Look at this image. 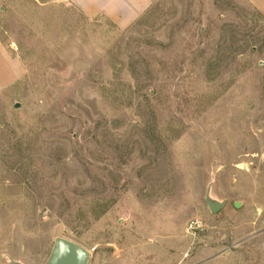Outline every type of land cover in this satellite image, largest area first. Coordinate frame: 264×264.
Instances as JSON below:
<instances>
[{
	"label": "rangeland",
	"instance_id": "obj_1",
	"mask_svg": "<svg viewBox=\"0 0 264 264\" xmlns=\"http://www.w3.org/2000/svg\"><path fill=\"white\" fill-rule=\"evenodd\" d=\"M58 238L88 264H264L250 0H150L123 28L0 0V264H47Z\"/></svg>",
	"mask_w": 264,
	"mask_h": 264
},
{
	"label": "crops",
	"instance_id": "obj_2",
	"mask_svg": "<svg viewBox=\"0 0 264 264\" xmlns=\"http://www.w3.org/2000/svg\"><path fill=\"white\" fill-rule=\"evenodd\" d=\"M90 18L105 17L123 28L137 20L150 6V0H76ZM264 16V0H250Z\"/></svg>",
	"mask_w": 264,
	"mask_h": 264
},
{
	"label": "water",
	"instance_id": "obj_3",
	"mask_svg": "<svg viewBox=\"0 0 264 264\" xmlns=\"http://www.w3.org/2000/svg\"><path fill=\"white\" fill-rule=\"evenodd\" d=\"M240 204L237 203L236 207ZM221 205H213V212H218ZM90 251L80 244L65 238L55 240L51 257L47 264H88L90 260ZM15 264V263H13Z\"/></svg>",
	"mask_w": 264,
	"mask_h": 264
}]
</instances>
